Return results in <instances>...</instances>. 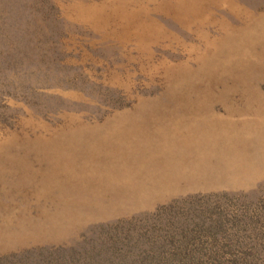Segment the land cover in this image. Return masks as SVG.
<instances>
[{
    "label": "rangeland",
    "instance_id": "obj_1",
    "mask_svg": "<svg viewBox=\"0 0 264 264\" xmlns=\"http://www.w3.org/2000/svg\"><path fill=\"white\" fill-rule=\"evenodd\" d=\"M102 1L0 0V264H264V0L167 3L110 36ZM167 83L171 159L143 171L154 150L134 168L105 125ZM119 182L125 210L78 206Z\"/></svg>",
    "mask_w": 264,
    "mask_h": 264
},
{
    "label": "trees",
    "instance_id": "obj_2",
    "mask_svg": "<svg viewBox=\"0 0 264 264\" xmlns=\"http://www.w3.org/2000/svg\"><path fill=\"white\" fill-rule=\"evenodd\" d=\"M173 2L174 3L179 2L183 4L185 2H186L185 4L187 3L196 4L197 2H228V0H103L101 3L92 2L91 4L93 5L95 12L97 13V16H101L103 18L100 21V23L108 24V27L105 28V33L107 34V36H110L112 33H114L113 35L121 34L122 29L121 28L118 29L119 26L117 27V24L119 23V21L126 20L124 16H126V18H128L129 20L134 21L137 20V18L140 16V12L142 10L152 11L159 6H163L164 4L173 3ZM109 26H111L110 29H108ZM137 30H139V28ZM123 33H128V32L125 29V32ZM164 76L167 77L166 72ZM168 84L169 83L165 85V88L162 91L161 96L158 98L156 94H154L151 97L138 98L137 104L132 109L123 111L125 112L122 115L124 116V118L122 116H120L121 118L118 117V123L117 125L113 126L114 127L113 130H109L107 128L108 127L106 126L107 123L105 125V130L110 131L111 133L103 134V135H113V137L118 139V142H122L124 148L123 150L124 159L128 164L132 165L134 168H135V163L133 157L135 154L134 149L136 146H138L137 148H139V151L141 153L154 150L156 154V155L147 156V160L149 158H153L154 161L148 160L147 162L145 160V162L142 165H140V168L143 171L151 169L155 166L164 167L163 165L160 164V162L163 161L162 151H164L165 156H167L168 159H171L169 152L166 150L169 137L165 135V138L162 136L156 138L158 140L154 138L155 137L154 127L158 124V120L163 119V117L167 114V111L170 109V107L173 108L172 107L173 102L165 98L166 93L168 91L167 90ZM202 85L207 87L209 92L212 93L217 92V94H222V95L226 94L227 93L226 90L228 89L226 88L227 86L226 78H223L222 80L211 79ZM155 98H157V102H155V100L152 102V100ZM178 100H180L178 106L181 107L185 99L179 97ZM190 114L191 113H187L185 115H190ZM184 120L188 121L189 117L185 116ZM170 125L175 126L173 123H171ZM147 126H149V128ZM173 128L175 130L172 131L169 130V131L178 134L179 139L174 138V140L172 139V141L173 142L175 141L174 145L179 147L182 145V143H185L184 141L187 140L186 137L181 138V135L179 134L177 130L178 128L176 126ZM100 132H102V130ZM137 138L141 142H137ZM91 140H94V138H91ZM5 143L6 142H4V144ZM12 144L13 143H11V145ZM7 145L10 146V144ZM118 184L115 185L114 188H112L113 191H110V193H107L108 191H106V192H101L100 194H89L87 193L86 190H83L81 187L79 189V193L85 192V196L81 195L80 197L81 202H77L78 206L81 208L83 205H85L87 208L93 209L97 212L102 211L101 213L103 212L108 213L109 211L119 212L125 210V208L121 206V202L125 200L124 203L127 202L131 203L132 201H135L138 198V196L136 193L128 195L126 189L121 187L122 182H119Z\"/></svg>",
    "mask_w": 264,
    "mask_h": 264
},
{
    "label": "bare ground",
    "instance_id": "obj_3",
    "mask_svg": "<svg viewBox=\"0 0 264 264\" xmlns=\"http://www.w3.org/2000/svg\"><path fill=\"white\" fill-rule=\"evenodd\" d=\"M231 2V1H230ZM235 2L233 1V4H234ZM229 3L227 2V4L226 5H228ZM217 6V5H216ZM211 7V6H210ZM212 7H215V6H212ZM228 9V8H227ZM207 11H208V9H206ZM255 10V9H254ZM257 10V9H256ZM204 12V11H203ZM202 13V12H201ZM194 14V13H193ZM215 14H218V13H215ZM222 14H223V12H222ZM183 16H184V14H182ZM213 15V14H212ZM186 16V15H185ZM192 16V15H191ZM181 17V16H180ZM189 17V16H188ZM198 17V16H197ZM215 17H216V15H215ZM221 17H223V16H221ZM183 18V17H182ZM186 18V17H185ZM190 18V17H189ZM193 19V18H192ZM210 20V19H209ZM251 51V50H250ZM249 52V51H248ZM234 58V57H233ZM231 59V58H230ZM232 60V59H231ZM251 63V62H250ZM238 64H240V63H238ZM223 69V68H222ZM249 73V72H248Z\"/></svg>",
    "mask_w": 264,
    "mask_h": 264
}]
</instances>
